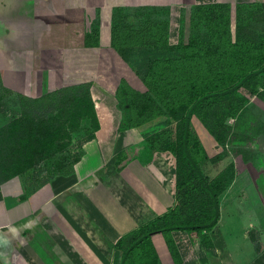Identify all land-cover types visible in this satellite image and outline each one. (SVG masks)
<instances>
[{
    "label": "crops",
    "instance_id": "obj_1",
    "mask_svg": "<svg viewBox=\"0 0 264 264\" xmlns=\"http://www.w3.org/2000/svg\"><path fill=\"white\" fill-rule=\"evenodd\" d=\"M213 2L231 4L233 14L237 3L258 2L264 14V0H0V85L32 98L90 82L100 121L96 137L83 144L81 159L66 172L45 178L29 169L0 182V264H120L116 242L175 204L176 157L144 143V124L120 130L124 111L116 99L119 84L114 85L109 72L97 71L102 64L122 71L126 65L111 45L116 8H165L169 44L175 45L182 17L198 4ZM66 49L78 56L72 70L60 66L59 50ZM97 50L110 56L98 59ZM122 76L134 79L138 91H147L128 69ZM19 114L20 108L15 116ZM9 121L0 114V127ZM240 177L236 172L221 195L219 223L224 207L233 202L227 192L240 184ZM258 206L245 242L236 248L248 245L236 257L219 223L211 233V247L187 231H173L183 264H264V202ZM152 242L159 264H175L162 233L153 234Z\"/></svg>",
    "mask_w": 264,
    "mask_h": 264
},
{
    "label": "trees",
    "instance_id": "obj_2",
    "mask_svg": "<svg viewBox=\"0 0 264 264\" xmlns=\"http://www.w3.org/2000/svg\"><path fill=\"white\" fill-rule=\"evenodd\" d=\"M122 11L116 8L113 13L111 45L126 62L140 57L134 70L147 91L138 92L126 82L117 89L124 111L120 130L161 116L174 122L144 139L155 150L171 151L177 171L175 204L123 235L115 247L122 251L120 264H159L152 235L162 233L174 263L183 264L173 231H187L211 247L221 195L236 178L233 163L214 177L205 173L203 163L211 157L193 118L225 145L235 139L228 120L241 118L250 96L264 99V14L258 2L237 3L235 18L229 3L198 4L190 12L189 37L185 39L182 31L178 43L171 45L165 8L131 7L128 15H150L148 28L137 31L121 18ZM90 89L81 82L32 99L16 94L20 114L0 127V182L69 153L75 134L80 136L81 152L62 172L81 159L83 144L100 129Z\"/></svg>",
    "mask_w": 264,
    "mask_h": 264
},
{
    "label": "rangeland",
    "instance_id": "obj_3",
    "mask_svg": "<svg viewBox=\"0 0 264 264\" xmlns=\"http://www.w3.org/2000/svg\"><path fill=\"white\" fill-rule=\"evenodd\" d=\"M130 10L131 7H123V11L121 12V18H124V20L127 21H125V23L132 25L133 30L136 31L148 28V26L145 25V22L150 19V15L148 13L141 14L139 12L128 15V13L131 12ZM164 13L166 14V11H164ZM138 14H141V16H138ZM233 15V18H235V12ZM174 22L177 23L176 20H174ZM123 24L124 23H121V26ZM180 24V32L184 31L183 36L187 39L191 28L189 13L182 17ZM181 34L182 33H180V35ZM92 39H94L93 36L90 37V40ZM59 51H61V55H63L62 63H60L61 68L67 69L68 67L69 70H72L73 67H77L78 56L76 55V50L72 51L66 49L64 51ZM96 52L98 59L104 60L105 57L110 56L109 51L108 53L102 52V50H97ZM139 58V56H135L134 58L132 57L130 62L125 61L126 65L124 66L126 69L123 67V71L122 69L119 70L117 66L113 65L111 67L109 64H102L97 72L98 74L109 72L112 76V82L114 85L119 84L118 88L126 87V85H124V82H126L133 89L138 91L139 85L134 79L130 78L131 81H127L123 76L119 78V75H123L128 69L129 75L138 76L134 70V64H138ZM84 83L90 84V82ZM0 95L2 97L0 104L3 105L4 109L3 113L0 112V114L5 115L9 121L19 112V98L16 94L4 89L1 85ZM116 99L120 102L118 97ZM250 100L251 103L241 118L237 121L234 119L228 120V123L233 125L235 139L234 141L229 140L225 145L219 144L207 133V131H205L198 119L196 117L193 118V125H195V129L200 134L202 143L205 145L208 154L211 157L203 163V170L205 173L214 177L233 163L236 172L241 174L239 181L240 184L236 185V187H232L231 190L228 191L229 193L227 192L228 201L233 202L228 203V205L224 207L222 220L217 227L226 240L231 254L235 257L238 249L246 248L248 245L245 244L236 248L241 243L243 244L245 242L244 234L248 231L250 224L255 219L252 210L260 212L258 208L261 206H258V204H260L261 201L264 202V99L250 96ZM173 124L174 122H169L168 118L165 116L158 117L153 121L144 123L145 126H143L144 129L142 130V135L145 137L148 134L160 130H166L167 128L172 127ZM79 141L80 136L78 137L75 134L73 142L74 146L69 153L58 156L49 162H42L33 169L34 172L38 175H43L45 178H50L56 173H61L62 169H66L68 166L67 163H71L74 158L80 154L81 147L78 145ZM145 142L146 141L144 140V143ZM136 149L138 150V148ZM215 156H220V158L215 159ZM250 183H253L254 187ZM261 212H264V210L262 209Z\"/></svg>",
    "mask_w": 264,
    "mask_h": 264
}]
</instances>
